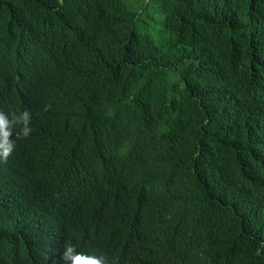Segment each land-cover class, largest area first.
I'll return each instance as SVG.
<instances>
[{
  "label": "trees",
  "instance_id": "trees-1",
  "mask_svg": "<svg viewBox=\"0 0 264 264\" xmlns=\"http://www.w3.org/2000/svg\"><path fill=\"white\" fill-rule=\"evenodd\" d=\"M153 2L155 33L146 26ZM0 45L25 62L53 54L50 72L77 91L68 112L98 108L110 82L131 111L151 164H177L163 186L201 264H264V0H0ZM79 62L84 73L65 70ZM76 86V87H77ZM96 103V105H95Z\"/></svg>",
  "mask_w": 264,
  "mask_h": 264
},
{
  "label": "clouds",
  "instance_id": "clouds-1",
  "mask_svg": "<svg viewBox=\"0 0 264 264\" xmlns=\"http://www.w3.org/2000/svg\"><path fill=\"white\" fill-rule=\"evenodd\" d=\"M40 51L25 62L0 45V264H201L163 190L176 161H148L134 92L101 83L98 108L70 114L77 81L55 77L53 54ZM65 70L78 80L84 66Z\"/></svg>",
  "mask_w": 264,
  "mask_h": 264
},
{
  "label": "rangeland",
  "instance_id": "rangeland-1",
  "mask_svg": "<svg viewBox=\"0 0 264 264\" xmlns=\"http://www.w3.org/2000/svg\"><path fill=\"white\" fill-rule=\"evenodd\" d=\"M125 2L133 9H137L139 7H141V3L142 0H125ZM146 13L148 15H150V17L146 16V26L142 27L141 25L137 24V29L140 32H147L151 35H153L155 33V22H153L154 19V15H156L155 12H153L154 15H152V13L150 12V10H154V11H160L159 7L157 6V4L150 2V4L146 7ZM143 17H145V15H142ZM141 17V18H143Z\"/></svg>",
  "mask_w": 264,
  "mask_h": 264
}]
</instances>
